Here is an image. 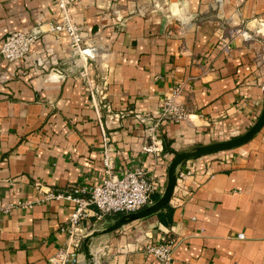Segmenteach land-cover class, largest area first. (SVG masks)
<instances>
[{
    "label": "crops",
    "instance_id": "0c3cea01",
    "mask_svg": "<svg viewBox=\"0 0 264 264\" xmlns=\"http://www.w3.org/2000/svg\"><path fill=\"white\" fill-rule=\"evenodd\" d=\"M58 14L56 0H0V50L40 32L24 60L0 54V264H50L66 248L75 206L47 194L100 184L106 146L118 176L143 166L158 180L155 203L176 154L241 136L264 108V0H75L70 17L99 49L87 63L49 32ZM175 91L188 119L150 134ZM180 172L161 213L93 241L97 263L159 264L146 248L173 241L175 264H264V127Z\"/></svg>",
    "mask_w": 264,
    "mask_h": 264
},
{
    "label": "built area",
    "instance_id": "2783aa9c",
    "mask_svg": "<svg viewBox=\"0 0 264 264\" xmlns=\"http://www.w3.org/2000/svg\"><path fill=\"white\" fill-rule=\"evenodd\" d=\"M74 1L56 0L59 14L55 22L49 24V32L55 35L64 34L68 36L72 48L79 53L81 59H85V63L88 61L95 62L99 55V49L89 45V41L86 40L82 30L73 23L70 17V10ZM39 35L40 32L9 34L2 44L1 56L9 63L24 60L39 39ZM82 76L90 80L86 69ZM104 91L103 88L92 91L96 104L100 100L105 101ZM177 96L178 92L175 91L171 98L164 101L158 122L154 124L153 120H150L153 123L148 129L150 134L155 132L164 122H182L188 119V111L178 101ZM99 97L100 99H98ZM146 118L149 119L150 116L147 115ZM142 152L143 154H156L158 150L154 143L146 142ZM102 155L104 177L100 184L86 188L74 187L67 195L47 194L49 200L65 199L75 206L67 226L63 229L68 234V244L58 254L57 258L51 260L50 264H82L80 251L86 237L82 226L89 218L95 217L98 222H103L108 216L136 213L153 204L152 198L158 190L159 182L150 176L145 167H135L126 171L123 176H118L112 150L106 146ZM185 176V173L180 172L178 178L183 179ZM17 206L23 209H33L34 207L33 204L22 202L18 203ZM9 209H5V212H9ZM243 237L241 235L239 238L242 239ZM175 246L173 241L159 242L146 248V252L153 256L159 264H175L173 258Z\"/></svg>",
    "mask_w": 264,
    "mask_h": 264
},
{
    "label": "water",
    "instance_id": "95a60500",
    "mask_svg": "<svg viewBox=\"0 0 264 264\" xmlns=\"http://www.w3.org/2000/svg\"><path fill=\"white\" fill-rule=\"evenodd\" d=\"M263 127H264V108L261 116L256 121V123L241 136L229 141L199 146L187 152L176 154L168 171V180L165 191L162 194V196L159 198V200L141 211L131 214H125L115 219L108 226L106 225L107 223L104 222L103 224L96 227L89 234H87L83 241L84 260L82 264L97 263L99 254L98 252H95L93 249V241L96 238L109 235L133 223H136L138 221H141L143 219L161 213L162 210L165 209L166 206L170 203V200L173 196L177 184L180 168L184 163L206 155L222 153L241 147L249 143L262 130Z\"/></svg>",
    "mask_w": 264,
    "mask_h": 264
},
{
    "label": "trees",
    "instance_id": "16d2710c",
    "mask_svg": "<svg viewBox=\"0 0 264 264\" xmlns=\"http://www.w3.org/2000/svg\"><path fill=\"white\" fill-rule=\"evenodd\" d=\"M157 199H158V198H155V200H157ZM168 206H169V205H168ZM168 206H167V207H168ZM121 216H123V215L120 214V215H117V216H115V217H116V218H119V217H121ZM106 219H107V218H106ZM106 219H105L103 222H100L99 224H97V226L103 224V223L106 221Z\"/></svg>",
    "mask_w": 264,
    "mask_h": 264
}]
</instances>
